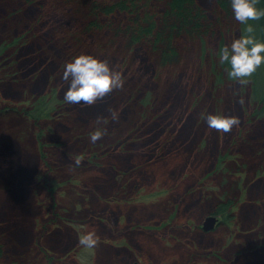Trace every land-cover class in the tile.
<instances>
[{"label":"rangeland","instance_id":"1","mask_svg":"<svg viewBox=\"0 0 264 264\" xmlns=\"http://www.w3.org/2000/svg\"><path fill=\"white\" fill-rule=\"evenodd\" d=\"M57 1L60 8L54 0H0V43L32 30L23 46L0 56V111L19 109L0 112L5 264H264V119L252 116L240 83L217 84L210 75L221 39L209 37L177 74L159 79L137 49L96 47L100 36L60 51L36 43L54 36L52 26L78 28L57 18L64 6ZM16 9L29 14L8 19ZM226 37L230 45L239 36ZM80 54L107 60L124 87L92 106L65 102L64 65ZM53 91L59 112L38 122L25 116L23 107ZM145 98L150 118L142 116ZM207 114L237 116L240 124L219 132ZM96 127L105 135L92 143ZM11 172L17 176L7 178ZM222 201L229 203L223 213H213ZM213 215L218 221L205 230ZM90 230L99 244L82 247Z\"/></svg>","mask_w":264,"mask_h":264},{"label":"trees","instance_id":"2","mask_svg":"<svg viewBox=\"0 0 264 264\" xmlns=\"http://www.w3.org/2000/svg\"><path fill=\"white\" fill-rule=\"evenodd\" d=\"M20 1H23V5H34L37 0ZM54 1L51 5L60 8L58 1ZM60 1L64 6L59 9L62 12L58 13L57 18L70 19V22L76 23L78 28L67 30L66 24L58 28L52 26L53 37L50 35L49 38L50 32H48L47 36H40L35 41L46 48L50 47V51L51 49L60 51L66 48V44L71 43L73 47L82 46L85 41L84 35L90 38L100 36L96 47L110 50L119 47L121 52L137 49L141 57L155 67V75L160 79L166 72L170 73V78L177 74L184 63L185 55L191 56V52L199 55V50L203 48L199 49L200 45L205 46L209 37L218 36L221 40L216 47V52L211 55L210 75L214 77L217 84L239 83L238 80L229 78L230 65L220 64L217 55L221 47L228 45L226 39L229 36L226 37V35L232 36L237 30L240 36L244 27L234 18L231 0H119L114 3L102 0ZM257 7L264 9V0H259ZM22 10L11 11L7 18L21 17L23 20L29 13L27 11L25 14ZM44 17L45 13L36 19L35 25H39ZM60 20L62 18L58 19ZM251 23L255 28L256 38L264 41V18ZM31 32L32 30L17 38L10 37L0 43V56L5 54L8 48L15 50L23 46L28 41L27 34ZM17 61L14 60L8 69L15 68ZM241 86L243 90L249 91L253 106L252 116L256 119H264V65L248 78L247 84ZM145 100L146 98L141 102L143 106ZM27 105L22 108V112L31 120L38 122L59 112L63 102L57 98V92L53 91L31 100ZM144 107L145 113L142 110V116L150 118V111L153 108L149 105ZM4 110L0 112H19V109L15 107H7ZM11 173L7 178L17 176L14 172ZM228 204V201H222L217 211L213 213H223L221 209ZM3 254V246L0 244V264L6 263Z\"/></svg>","mask_w":264,"mask_h":264},{"label":"clouds","instance_id":"3","mask_svg":"<svg viewBox=\"0 0 264 264\" xmlns=\"http://www.w3.org/2000/svg\"><path fill=\"white\" fill-rule=\"evenodd\" d=\"M259 0H231L234 18L243 30L238 38L233 39L230 45H224L218 52L220 64H229L228 76L238 80L241 85L248 83L250 78L262 65H264V41L255 36V28L251 22L264 18V9L257 7ZM63 80L69 82V87L64 93L67 103H84L95 105L114 90L124 87L123 74L113 69L107 60L99 59L93 55L80 54L64 65ZM243 103V100L240 101ZM113 119H118L116 113ZM206 122L209 128L219 132L228 133L234 126H239L237 116L224 114H207ZM101 123L98 118L95 122ZM105 135L101 127L90 133V141L95 143ZM75 165L79 166L82 158L77 156ZM100 238L95 230L84 232L79 243L85 248H94L99 244Z\"/></svg>","mask_w":264,"mask_h":264},{"label":"water","instance_id":"4","mask_svg":"<svg viewBox=\"0 0 264 264\" xmlns=\"http://www.w3.org/2000/svg\"><path fill=\"white\" fill-rule=\"evenodd\" d=\"M217 221H218V217L217 216L213 215V216L208 217L206 222L204 223V229L205 230L212 229Z\"/></svg>","mask_w":264,"mask_h":264}]
</instances>
